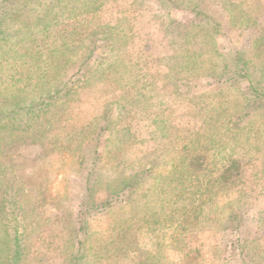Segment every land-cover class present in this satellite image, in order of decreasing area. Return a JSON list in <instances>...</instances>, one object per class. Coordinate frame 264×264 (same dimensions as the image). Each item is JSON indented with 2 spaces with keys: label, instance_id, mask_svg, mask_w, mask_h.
I'll list each match as a JSON object with an SVG mask.
<instances>
[{
  "label": "rangeland",
  "instance_id": "obj_1",
  "mask_svg": "<svg viewBox=\"0 0 264 264\" xmlns=\"http://www.w3.org/2000/svg\"><path fill=\"white\" fill-rule=\"evenodd\" d=\"M0 264H264V0H0Z\"/></svg>",
  "mask_w": 264,
  "mask_h": 264
},
{
  "label": "trees",
  "instance_id": "obj_2",
  "mask_svg": "<svg viewBox=\"0 0 264 264\" xmlns=\"http://www.w3.org/2000/svg\"><path fill=\"white\" fill-rule=\"evenodd\" d=\"M238 56H240V53L238 54ZM238 58L240 59V57H238ZM223 178L227 179L228 177H227V175L225 174V175H223Z\"/></svg>",
  "mask_w": 264,
  "mask_h": 264
}]
</instances>
